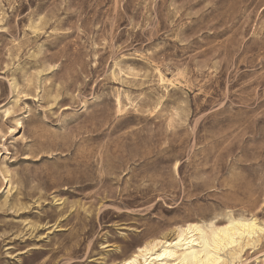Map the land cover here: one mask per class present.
<instances>
[{"label":"rangeland","instance_id":"1","mask_svg":"<svg viewBox=\"0 0 264 264\" xmlns=\"http://www.w3.org/2000/svg\"><path fill=\"white\" fill-rule=\"evenodd\" d=\"M230 214L264 225V0H0V264Z\"/></svg>","mask_w":264,"mask_h":264},{"label":"bare ground","instance_id":"2","mask_svg":"<svg viewBox=\"0 0 264 264\" xmlns=\"http://www.w3.org/2000/svg\"><path fill=\"white\" fill-rule=\"evenodd\" d=\"M263 230L253 215L230 214L223 223L188 221L177 226L172 239H152L119 264H227L225 252L241 248Z\"/></svg>","mask_w":264,"mask_h":264}]
</instances>
